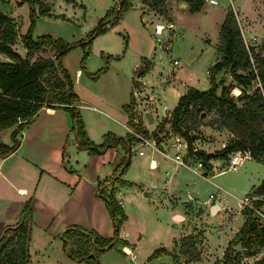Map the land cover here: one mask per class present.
I'll use <instances>...</instances> for the list:
<instances>
[{
    "label": "rangeland",
    "instance_id": "374dc122",
    "mask_svg": "<svg viewBox=\"0 0 264 264\" xmlns=\"http://www.w3.org/2000/svg\"><path fill=\"white\" fill-rule=\"evenodd\" d=\"M75 2L81 3L83 9H73L76 3L67 4L64 0L51 1V11L64 14L67 18L65 20L62 17L40 15L39 6L35 5L36 16L33 19L32 39L36 40L45 34L68 43L84 39L105 11L119 0H75ZM140 2L141 0H129L130 6L117 24L105 34L92 40L86 57L82 49L76 47L62 56L60 61L75 89L84 94L93 93V100H99L105 107L103 111L110 116L113 113L120 115L123 111L122 106L131 99L135 100L137 125L149 135L164 117L162 107L165 105L170 112L174 109L183 86L197 90H207L210 87V67L220 59L217 50L219 26L225 12L233 10L227 0H218L217 6L202 3L201 9L194 13L188 10H174L170 14L173 28L169 29L168 23L164 22L162 26L164 25L163 31H166V35L157 36L154 33V24L161 21L149 12L145 11L141 14ZM233 2L235 11L233 15L244 44L264 55V46H262L264 42L260 41L261 36L264 37V0H233ZM48 4L49 0H43L41 6ZM15 5L14 0L8 2L0 0V12L14 16L18 21L15 24L18 32L24 34L29 26V6L21 4L22 6L16 8ZM14 49L21 57H25V50L19 38ZM52 54L53 50L43 47L40 52L32 55L31 61L39 57H52ZM141 59L151 61L153 67L136 79L141 88L139 91L131 88V78L134 64L137 62L139 65ZM174 60L177 61L176 65L172 63ZM105 62L106 69L95 78ZM186 62H189V65H186ZM76 70L80 71V77ZM216 81L219 93L221 86L228 88L231 78L227 71L221 70L216 76ZM238 94V88L229 89V95L235 97ZM146 111L153 116L151 123L144 118ZM87 112L89 117L92 113ZM79 113L82 120L81 109ZM96 119H103L105 123L111 121L109 117L98 113ZM211 119H213L211 114L202 120L196 119L193 127L187 131L190 135L193 133L199 135L198 139L192 141V149L214 153L219 150L221 139L209 127L208 123ZM114 128L116 134L106 131L100 137L90 130L93 136L91 139L84 126L86 135L96 145L108 132L116 137L125 136V131L120 126L116 125ZM163 130L164 127L161 131ZM133 132L139 134L135 128ZM139 135L150 141L153 140L150 136ZM168 136L167 130L161 136L157 134V138L162 137V140ZM72 137L74 133L71 134L70 138ZM215 138L217 142L211 143ZM171 140V137H168L163 143H169ZM138 142L139 140L132 142L128 156L120 143L114 150L116 152L114 165L120 164L122 159L125 163L128 161L125 171L118 177L133 183L126 189L124 195L125 209L128 210L129 218L123 225L124 231L129 233L130 242L135 245L134 257H123L117 251L116 247L119 243H116L110 250L98 256V263L115 264V260H122V264H213L219 260L227 241L233 237L236 228L241 224L240 208H243L241 199L244 196H253L250 185L246 184L245 175L247 172L245 167L251 162L246 160L238 170L225 171L217 177H212V174L224 169L223 160L215 157L208 161L211 166L210 171L206 175H198L190 168L175 165L171 159L162 153L152 151L146 145H137ZM133 145L136 147L133 148ZM138 150H142L144 155L139 156ZM184 151V148L180 149L181 153ZM168 153L173 157L172 148H169ZM150 159L157 161L154 169H149ZM256 167L264 170V166ZM119 183L127 185L126 182L119 181ZM107 189L114 198L113 185L107 186ZM210 194L212 203L218 201L221 205V210L217 213H211L208 209L207 201ZM175 211H180L184 219L174 223L170 214ZM187 236L193 239L200 254V261L197 263H190L178 253L180 242ZM157 248L176 254L177 261H173L167 254L148 258ZM259 250L264 251V248L256 249L257 252ZM202 254L206 260H202ZM242 261L248 263L246 259Z\"/></svg>",
    "mask_w": 264,
    "mask_h": 264
},
{
    "label": "trees",
    "instance_id": "16d2710c",
    "mask_svg": "<svg viewBox=\"0 0 264 264\" xmlns=\"http://www.w3.org/2000/svg\"><path fill=\"white\" fill-rule=\"evenodd\" d=\"M65 1L73 3V0ZM165 1L148 0L147 4L151 9L165 16L163 9ZM175 1L186 3L190 12H197L202 6L200 0ZM17 4L29 6V26L27 31L20 35L25 57H21L13 48L18 37L17 26L9 16L0 12V53L9 59L7 62H0V131L14 127L10 134L12 142L10 147H6L0 140V154L4 156L13 152L18 147L17 136L23 128L32 121L41 108H50L63 109L69 113L71 130L75 134L78 148L86 149L89 154L96 155L120 143L128 156L132 142L137 140L133 134L116 137L108 132L102 136V142L98 145L88 138L76 106L78 98L73 91L72 81L60 60L76 47H80L86 57L92 40L105 34L117 24L130 6L129 0H119L114 6L109 7L86 37L73 43L65 42L49 34L41 35L33 40L31 31L34 25L33 19L36 16L34 6H39L40 15H48L46 9H41L40 0H19ZM43 47L53 50L52 57H39L31 61L32 55L40 52ZM217 50L220 59L210 67V87L207 90L187 87L169 113V118L164 117L149 135L137 125L138 123H135L136 121H132L131 101L123 106L128 115V125L134 127L137 133L150 136L156 140V143H159L157 133L161 132L165 124H169L172 133L178 134L185 140L187 156L202 161L205 175L211 169L209 160L205 159L204 151L191 148L193 140L187 132L193 127V122L199 119L201 113L213 116L208 123L209 127L230 133V138L220 150L215 152V157L224 160L231 152L247 151L254 161L264 164V55L244 44L231 10L225 12L220 23ZM149 66L148 61L142 60V66L136 71L137 77L142 76ZM105 69L106 62L95 78ZM221 70L227 71L231 82L228 88L221 86L218 93L216 76ZM133 85L135 86L136 82L133 81ZM231 88H238L239 94L235 97L229 95ZM221 152L223 154L220 156ZM120 164L121 167L117 165L114 169V178L97 185V193L112 223V237L104 238L78 225L67 226L58 237L61 240L62 251L70 260L84 264H99L97 258L100 254L110 250L116 243L126 244L125 240L118 237L119 229L126 216L107 189V186L118 181V175L125 171L128 161L125 163L123 159ZM119 167L120 170H118ZM252 193L253 196L264 195V179L252 190ZM251 203L256 209L264 207V200L258 199ZM240 213L243 216L242 224L228 241L221 259L213 264H264V255L252 263L242 261L254 255L258 247L264 246V220L253 209L247 207H243ZM30 216L29 202H26L19 213L17 222L1 229L0 264H29ZM178 253L189 261H196L199 258V252L189 236L180 242ZM166 254L170 255L173 261H177L176 254L167 252L163 248L155 249L148 258Z\"/></svg>",
    "mask_w": 264,
    "mask_h": 264
},
{
    "label": "crops",
    "instance_id": "0c3cea01",
    "mask_svg": "<svg viewBox=\"0 0 264 264\" xmlns=\"http://www.w3.org/2000/svg\"><path fill=\"white\" fill-rule=\"evenodd\" d=\"M14 1L16 3L15 7L17 8V6H19L17 4L19 0ZM51 1L52 0H49L48 5L41 6V9H46V13L50 15V17L54 16L62 17L63 20L67 19L64 14L51 11ZM147 1L148 0H141L139 4L140 11L142 10L141 14L145 11L149 12L156 17L157 20L161 21L154 24V33L155 26L162 25L164 22L168 23V25H171V28H173V21L171 22L170 14L173 13L174 10H188V5L184 2L166 0L163 5L165 12V16L163 17L162 14L151 9L148 6ZM40 2L42 3L43 0H40ZM167 2L169 3L167 4ZM75 3V0H73V4ZM174 4L175 6H172ZM77 8L83 9V5H81V3H76L73 6V9ZM102 10H104V7L101 8V13ZM9 17L15 24L18 22L11 14ZM20 35L22 34L19 33L17 37L19 40ZM156 35L160 36L158 34ZM162 35H166L165 30L162 31ZM157 40H159V38H157ZM13 48H15V45ZM142 60L143 59L140 60L139 65L137 62L134 64L133 77L131 78V88L138 89L139 91L141 88L138 86V81L136 80L139 78L137 77L136 71L142 66ZM7 61H9V59L4 54L0 53V62ZM148 62L150 63L149 69H151L153 64L151 61ZM76 73L79 75L80 71L76 70ZM80 76L81 74L79 77ZM133 81L136 82L135 86L133 85ZM160 85L163 84L160 83ZM187 87L188 86H183L180 95L186 91ZM73 91L78 98L76 106L78 109H81L82 120L91 139L93 136L90 133V130L96 133L97 137H100V135L106 131L115 133L114 131L116 129L114 126L116 125L120 126L125 131V135L134 133V128L128 125V115L123 109L124 105L122 106L123 111H120V115H115L113 113L110 116L103 111L105 107L99 100H93V93H81L75 89L74 84ZM130 101L132 108L131 114L134 117L132 121L135 122V116H137L135 113L136 103L133 99ZM130 101L125 105H128ZM87 111L92 113L89 114V117L87 116ZM162 111L164 117L167 118L170 111L165 105L162 107ZM96 113L104 117H109L111 121L105 123L106 121H103V119L97 120ZM13 129L14 127H10L0 131V140L6 147H10L12 144L10 134ZM7 130L8 133H6ZM212 130L215 131L217 137L221 139L220 150L230 138V133L226 130ZM71 134H73V131L71 130V120L67 111L63 109L41 108L32 121L18 134V147L13 152L4 156L0 154V231L5 226L15 224L23 205L26 202H29L31 215L28 241L29 264H84L83 262L70 260L64 251H62L61 240L58 236L67 226L78 225L82 228L92 230L104 238H110L113 235L112 223L105 205L97 193V185L100 182H106L109 179L114 178L115 167L121 165H114L116 158V152L114 150H116L115 147L119 145V143L114 144L113 148L111 147L104 152L91 155L86 149L78 148L75 134L72 139L70 138ZM2 138L7 139V141L3 139L5 140L3 142ZM148 141H150V139H148ZM213 142H217L216 138L211 143ZM158 149L159 151L151 150L161 154L162 149H160L159 146ZM143 155L144 152L139 156ZM162 155L164 154L162 153ZM164 156L173 161V157H170L169 155ZM247 160L251 163L245 167V170H247V172H245L246 184L250 185L251 190H253L264 179V170L259 169V167L256 166H264V164L254 161L251 157ZM122 161L123 159L121 162ZM150 161L154 162L153 166L149 167V169H154L157 166V161L154 159H150ZM244 163L239 168H241ZM174 164L176 165L175 162ZM120 167L118 170L121 169ZM190 170L195 173L192 168H190ZM259 172L262 174H258ZM220 174L221 173L216 172L211 176L217 177ZM117 179L118 181L113 184L115 191L114 198L118 201V204L121 206L126 216V219L122 222L119 229L118 237L125 240L126 244H119L116 248L123 257H134L135 245L130 242L131 238L129 237V233L124 231L123 225L129 218L128 210L125 209L124 195L126 189L133 183L119 177ZM119 181L126 182L127 185L120 184ZM259 199L264 200V195ZM215 202L218 204V209L214 212L217 213L221 210V205L218 201ZM214 203H212L211 199L207 201L209 210ZM262 208L264 210V207ZM170 216L174 223L184 219V216L180 214V211L171 212ZM176 216H180V220H176ZM241 217L242 224L243 216L241 215ZM240 225L236 228L234 234ZM259 248L263 249L264 246L258 247V249ZM263 253V250H259L258 252L256 251L254 255L244 259H246L248 263H252L255 260L260 259ZM202 255V260H206L204 254ZM219 259H221V257ZM147 260L148 259H146V261ZM199 261L200 254L198 260L190 261V263H197ZM115 264H122V260H115Z\"/></svg>",
    "mask_w": 264,
    "mask_h": 264
},
{
    "label": "built area",
    "instance_id": "2783aa9c",
    "mask_svg": "<svg viewBox=\"0 0 264 264\" xmlns=\"http://www.w3.org/2000/svg\"><path fill=\"white\" fill-rule=\"evenodd\" d=\"M200 1L202 3H206L210 6H217L219 4L218 0H200ZM227 1L229 3V6L232 8L233 12L235 13L234 6H233V4H234L233 0H227ZM163 28L164 27L162 25H156L155 26V33L161 36ZM168 28L170 29L171 25H168ZM172 63H173V65H176L177 61L174 60ZM167 118H169V115H167ZM165 130H167V132H168V135H169L168 137H171V139H172L171 142H169V143H163L168 137H165L163 140H162V137L161 138L159 137L158 138L159 143H156L154 140H152L151 142L148 141V139L141 137L139 134H136V133H133V134L137 137V140H139L137 145L143 144V145H146L149 148H151L153 150H157V151H159L158 145H161V147H162L161 153H163L166 156L169 155V153H168L169 148H172V150H173V161L176 163V165H182L185 167L192 168V170L195 173L203 175L204 169H203L202 161L198 160V159H194L193 157L187 156V154H186L187 144H186L185 140L183 139V137L179 136L178 134L172 133L169 124H165L164 130H163L164 132L161 131V132L157 133L158 136L159 135L161 136L162 133H165ZM135 147H136V145H133V148H135ZM181 148H184V150H185L184 153L180 152ZM193 150H195V149H193ZM142 153H143L142 150L137 151L138 155H142ZM248 158H250V155L247 151L231 152L223 160L224 169H222L218 172L222 173L225 171H234L237 168H239ZM152 166H153V161H150L149 167H152ZM260 197L261 196H244L240 202L242 203L243 207L253 209V211L257 215H259V217L262 218V220H264V215H263L264 210L254 208L252 203H251L254 200H258ZM211 198H212V196L210 195L209 199H211Z\"/></svg>",
    "mask_w": 264,
    "mask_h": 264
},
{
    "label": "water",
    "instance_id": "95a60500",
    "mask_svg": "<svg viewBox=\"0 0 264 264\" xmlns=\"http://www.w3.org/2000/svg\"><path fill=\"white\" fill-rule=\"evenodd\" d=\"M260 41L264 42V37L263 36H261ZM218 61H219V59L216 62H218ZM188 64H189V62H186V65H188ZM144 118H145V120L148 123H151L152 122V115H151L150 112L146 111L144 113ZM203 118H206V115L204 113H201L200 116H199V120H202ZM198 138H199V135L198 134H195V133L191 134V139L192 140H195V139H198ZM158 146H159L160 149H162L161 145H158ZM222 154H223L222 152L219 153L220 156ZM212 158H215V153L214 152H205V159L206 160H209V159H212ZM203 175H205V173H203ZM217 209H218V204L215 202L213 204V206L211 207L210 211H211V213H214V211H216ZM175 219L176 220H180V216H176Z\"/></svg>",
    "mask_w": 264,
    "mask_h": 264
}]
</instances>
